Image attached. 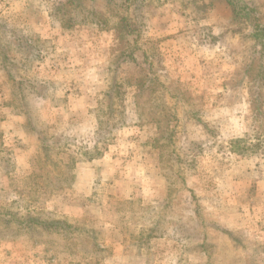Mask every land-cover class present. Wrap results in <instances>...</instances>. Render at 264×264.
<instances>
[{"label": "rangeland", "instance_id": "374dc122", "mask_svg": "<svg viewBox=\"0 0 264 264\" xmlns=\"http://www.w3.org/2000/svg\"><path fill=\"white\" fill-rule=\"evenodd\" d=\"M242 1L0 0V264H264Z\"/></svg>", "mask_w": 264, "mask_h": 264}, {"label": "trees", "instance_id": "16d2710c", "mask_svg": "<svg viewBox=\"0 0 264 264\" xmlns=\"http://www.w3.org/2000/svg\"><path fill=\"white\" fill-rule=\"evenodd\" d=\"M125 2H129V1H133V2H136V1H143V0H124ZM227 2V4L229 5L230 9H231V13H232V16L234 18H239L240 16H250L251 14V9L249 8L248 4H246L245 2H243L242 0H225ZM125 31L127 33H130V30H128L127 26H125ZM254 33H253V38L255 40H259V41H263L264 42V27L260 26V24H255L254 25ZM135 31V30H134ZM119 91L117 90V93ZM242 141L239 140V141H236L234 142V146H239L240 143ZM233 146V148H234Z\"/></svg>", "mask_w": 264, "mask_h": 264}]
</instances>
